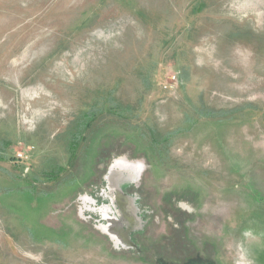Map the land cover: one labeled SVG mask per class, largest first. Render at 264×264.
Here are the masks:
<instances>
[{
  "label": "rangeland",
  "instance_id": "1",
  "mask_svg": "<svg viewBox=\"0 0 264 264\" xmlns=\"http://www.w3.org/2000/svg\"><path fill=\"white\" fill-rule=\"evenodd\" d=\"M0 264H264V0H0Z\"/></svg>",
  "mask_w": 264,
  "mask_h": 264
},
{
  "label": "bare ground",
  "instance_id": "2",
  "mask_svg": "<svg viewBox=\"0 0 264 264\" xmlns=\"http://www.w3.org/2000/svg\"><path fill=\"white\" fill-rule=\"evenodd\" d=\"M127 169H129V173L131 174L130 176H131V180L132 181H135V180H137V178H138V176H139V174H140V172H141V170H142V166L141 165H139V164H135V163H130L129 162V166L127 167ZM105 231H107V229H108V226L107 227H104L103 228ZM113 234V237L114 238H116L118 235L117 234H115V233H112Z\"/></svg>",
  "mask_w": 264,
  "mask_h": 264
},
{
  "label": "flooded vegetation",
  "instance_id": "3",
  "mask_svg": "<svg viewBox=\"0 0 264 264\" xmlns=\"http://www.w3.org/2000/svg\"><path fill=\"white\" fill-rule=\"evenodd\" d=\"M119 203H120V206H122V205H121V204H123V203H122V200H119ZM120 208L122 209V207H120ZM112 218L114 219V217H111V216L106 217V220H110V221H111V225H112V223H113V222H112ZM114 223H115V222H114ZM112 230H113V231L115 230L114 227L112 228ZM116 230H117V227H116ZM116 230L114 231V233L117 234L118 236L115 238V240L118 241V240L121 238V236L119 235V233H117Z\"/></svg>",
  "mask_w": 264,
  "mask_h": 264
},
{
  "label": "built area",
  "instance_id": "4",
  "mask_svg": "<svg viewBox=\"0 0 264 264\" xmlns=\"http://www.w3.org/2000/svg\"><path fill=\"white\" fill-rule=\"evenodd\" d=\"M172 79H175V76H172Z\"/></svg>",
  "mask_w": 264,
  "mask_h": 264
},
{
  "label": "trees",
  "instance_id": "5",
  "mask_svg": "<svg viewBox=\"0 0 264 264\" xmlns=\"http://www.w3.org/2000/svg\"><path fill=\"white\" fill-rule=\"evenodd\" d=\"M74 142V141H73ZM72 145H74V144H72Z\"/></svg>",
  "mask_w": 264,
  "mask_h": 264
}]
</instances>
